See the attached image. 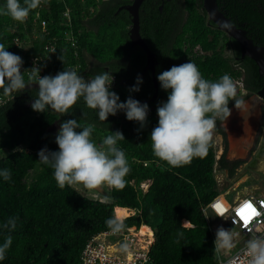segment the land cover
<instances>
[{
	"label": "trees",
	"instance_id": "1",
	"mask_svg": "<svg viewBox=\"0 0 264 264\" xmlns=\"http://www.w3.org/2000/svg\"><path fill=\"white\" fill-rule=\"evenodd\" d=\"M20 2L23 4V0ZM132 2L45 0L41 19L47 21L49 34L43 33L40 21L34 23L38 8L23 23L0 14V43L19 55L23 67H27L32 57L43 54L48 43L58 40L60 48L53 62L42 66L44 76L78 63L77 73L81 75L94 77L111 71L120 81L119 88L112 90L120 102L130 96L144 102L153 98L155 87L152 73L144 72V50L132 47L131 16L125 8ZM217 4L233 25L244 30L256 46L264 47V0H218ZM5 5L6 0H0V9ZM68 10L69 18L65 17ZM140 26L141 36L157 56L156 78L172 66L187 62L194 63L202 76L213 82L228 74L242 82L247 92L230 101L229 107L264 87V75L256 61L244 56L241 45L208 19L204 0H145L140 8ZM67 31L77 36L78 48H61ZM37 33L39 38L28 39ZM16 38L28 39L29 49H20ZM61 55L65 64L59 59ZM137 77L143 81L140 91L130 92ZM158 83V98L145 103L149 112L143 127L129 121L124 112L100 121L98 110L88 108L82 99L66 115L50 109L38 113L31 107L38 85L6 97V103L0 106V150L6 149L8 154L0 158V171L9 170L11 179L0 176V244L11 236L12 245L0 264H82L85 246L95 235L110 230L106 221L116 215L117 207L136 210L123 221L126 227L146 225L154 230L151 264H218L215 235L203 212L223 193L215 173L214 142L204 158H194L181 167H171L155 157L150 136L158 126V105L167 102L169 95ZM238 94L241 96L242 91ZM69 119H76L82 126L95 125L92 139L97 144L117 131L125 137L117 147L125 152L130 172L125 187L111 189L108 201L86 197L74 187L59 188L54 170L39 162L38 153L43 148L59 151L55 127ZM223 121L217 119L214 131L226 139ZM20 147L22 151H17ZM219 165L222 171L230 172V177L234 175L226 155ZM149 181V189L144 192L141 185ZM9 218L16 219L14 230L3 227ZM184 221L191 226L182 227Z\"/></svg>",
	"mask_w": 264,
	"mask_h": 264
},
{
	"label": "clouds",
	"instance_id": "2",
	"mask_svg": "<svg viewBox=\"0 0 264 264\" xmlns=\"http://www.w3.org/2000/svg\"><path fill=\"white\" fill-rule=\"evenodd\" d=\"M41 3L42 0H23V4L20 0H6L0 14L9 15L14 21L23 23ZM59 59L65 64L62 55ZM23 64L19 55L8 51L0 43V94L10 97L38 85L36 98L31 104L38 113L50 109L66 115L82 99L88 108L98 110L100 121H107L109 116H116L118 112H124L129 121L139 122L142 127L147 121V104H141L131 96L126 102H120V97L111 90L114 81L111 71H103L86 80L74 68L66 67L55 76L42 77L38 65L22 72ZM157 78L169 95L167 102L158 105V126L150 136L155 157L171 167H181L190 164L194 158H204L213 140L217 119L227 120L232 115L229 104L236 97L237 82L228 74L216 82L207 80L192 62L174 65ZM142 82L137 77L136 86L129 91L139 92ZM234 102L236 108L242 103L239 100ZM94 127L91 124L82 126L76 119H69L60 125L56 135L59 151H50L46 147L39 151V162L54 170V179L59 188L83 186L89 191H100L104 187L117 190L125 187L130 166L125 152L117 147L118 141L125 140V137L117 131L98 145L92 139ZM0 176L5 180L11 179L7 169L0 171ZM217 205H213L216 210ZM224 213L225 209L217 210L216 215L223 218ZM258 215L260 213L257 212ZM189 223L185 221L182 227ZM106 224L113 234H119L126 227L117 215L109 218ZM3 227L14 230L16 219L9 218ZM249 232L251 238L241 250L242 255L238 254L230 264H237V261L239 264H264V233L259 228L255 231L249 229ZM215 235L214 251L228 254L236 248L239 234L235 228L220 227ZM178 236L183 237V232H179ZM11 245V236L0 244V261L6 258ZM121 251H128L126 243L121 245Z\"/></svg>",
	"mask_w": 264,
	"mask_h": 264
},
{
	"label": "built area",
	"instance_id": "3",
	"mask_svg": "<svg viewBox=\"0 0 264 264\" xmlns=\"http://www.w3.org/2000/svg\"><path fill=\"white\" fill-rule=\"evenodd\" d=\"M45 4V0H42L41 6L38 8V11L36 13V17L34 18V23H37L40 21L42 25V31L44 34H49V31L47 29V21L44 19H41V9L43 8ZM65 17L69 18V10L65 13ZM30 19V15L25 20L28 22ZM24 21V22H25ZM39 34H33L28 36V39H37L39 38ZM21 40L20 38H16L15 42L16 45L20 49H24L27 51L29 47L31 46V42L29 40ZM58 41V40H57ZM50 42L48 43L45 48L44 52L41 55L32 57L27 67L22 68V72L31 69L35 65H38L41 69L42 66L45 64H51L54 60V55L58 53L59 51V43ZM63 44L64 46H61L62 49L64 47L70 46L73 48H78L79 46V40L77 36L71 32L67 31L65 32L63 36ZM78 55V53H76ZM68 68H74L77 72L80 69V64H76L74 66H67ZM64 71V70H63ZM61 71L54 72L53 74H49L47 76H55L57 73ZM79 74V73H78ZM81 75V74H79ZM41 76L44 75L41 73ZM46 76V75H45ZM86 80L93 78V76L90 75H81ZM26 77V76H25ZM114 81L111 87V90H115L119 88L120 81L119 78H117L115 75H113ZM241 83V91L242 96L245 93L247 94L246 90L243 89L242 82ZM7 101V98L4 97L2 94H0V106L5 104ZM215 132V131H214ZM216 133V132H215ZM219 136L218 133H216V137ZM220 143V148L217 149L215 146H218L217 142L213 139L214 142V149L216 153V168L215 173L217 174V169L220 167L219 162L223 157L224 148L222 147V142L220 139H218ZM147 165V163H145ZM151 183H143L141 185V188L144 190V185H148L147 190L144 192H147L149 189ZM251 202V204L255 207L256 211L260 213L258 216H253L251 221L245 225L243 220L237 215V212L243 207L245 203ZM220 204L225 209V213L223 218L217 217L216 212L217 210L214 209L213 205ZM203 212L206 214L208 212H211L214 217L225 220L228 222V224L236 229V232L244 239V242L240 244L230 255L220 257L218 253V264H230V261H232L238 254H241V250L245 247V244L248 239L251 238V233L249 232V229H252L255 231L256 228H259L261 230V233H264V197H257L254 195L244 196L242 198H239L236 200L233 204H229L225 199L224 195H220L214 200H212L207 206L203 208ZM125 220V219H124ZM123 220V221H124ZM233 221H235V225L233 224ZM143 226V225H142ZM126 227L122 232L119 234H113L111 230L101 232L97 235H95L85 246L84 250L81 254L82 264H151V257L150 253L152 250V247L155 243V232L152 228V235H143L142 234V228L143 227ZM191 225L188 224L185 227H190ZM257 233V234H261ZM128 245V251L124 252L121 251V245L122 244ZM237 264H239V261H237Z\"/></svg>",
	"mask_w": 264,
	"mask_h": 264
},
{
	"label": "water",
	"instance_id": "4",
	"mask_svg": "<svg viewBox=\"0 0 264 264\" xmlns=\"http://www.w3.org/2000/svg\"><path fill=\"white\" fill-rule=\"evenodd\" d=\"M144 1L134 0L130 6L125 7L131 16L132 27L130 29V37L132 47L138 46L144 50L147 56V65L144 72L150 71L152 73L155 87L153 98L140 102L141 104L156 101L159 93V83L155 74L158 64L157 56L149 48L140 32V8ZM217 1L204 0V8L209 20L220 31L235 39L241 45L243 55H249L255 60L261 74L264 75V47L256 46L244 30L233 25L219 10ZM241 101L240 107L236 108L235 104L230 107L232 115L222 123L228 142L226 159L229 161H247L245 172L252 171L251 174L256 173L264 176V130L261 131L262 127L264 129V87L259 92ZM257 141H259L258 145ZM98 192L103 193V189Z\"/></svg>",
	"mask_w": 264,
	"mask_h": 264
},
{
	"label": "rangeland",
	"instance_id": "5",
	"mask_svg": "<svg viewBox=\"0 0 264 264\" xmlns=\"http://www.w3.org/2000/svg\"><path fill=\"white\" fill-rule=\"evenodd\" d=\"M230 54H231V52L227 51V55H230ZM241 87H242L241 83H237V94H236V97L234 99H240L241 98L240 94H238V92L240 91ZM55 130L57 132H59L60 127L56 126ZM213 139L217 142V144L220 143V142H218L219 141L218 140L219 137L218 136L216 137V133L215 132L213 133ZM219 145L220 144H218V146H215V148L219 149L220 148ZM20 149H23V147L22 148L20 147ZM7 154H8V152H7L6 149L0 150V158L6 156ZM245 174H246V172L243 171V172L238 173V175H236L235 177H229L227 175V173H225L224 171H222L220 169V167L217 169L216 177H217V180L219 182V187L222 188V185H225L223 193H228V194H226V197L228 198L229 201H233L234 198H236V196L239 193H244L247 189L254 188L256 186H257V188L259 187L260 193H262L264 195V182H262L260 180L259 181H256V180H248V181H246L247 179L243 178V176H245ZM149 183H150V181H149ZM74 188L77 189L78 192H80L82 195H84L86 197H89V198H92V199H98V200H101V201H108L109 200L108 199V193H110V191L112 189V188L104 187L103 188V193H100V192H98L96 190H92V191L86 190V189L83 188V186H76ZM147 188H148V185H144V190L145 191L147 190ZM234 188H236V190ZM253 191H255V190H253ZM255 193H258V190H256ZM130 214L131 213L129 211L128 215L130 216ZM206 217H207V220L209 221V223L211 225V228L213 229L214 235L216 234L217 229L220 228V227H223L225 229H233L228 224L227 221H225V220L222 221V220L217 219L216 217H214V215L211 212L206 213ZM235 231H236V229H235ZM215 238H216V235H215ZM239 238L240 237H238L236 248L240 244L243 243V242L242 243L240 242L241 240ZM236 248H234L232 251H234ZM224 255H225L224 252H219V256L220 257H223Z\"/></svg>",
	"mask_w": 264,
	"mask_h": 264
},
{
	"label": "crops",
	"instance_id": "6",
	"mask_svg": "<svg viewBox=\"0 0 264 264\" xmlns=\"http://www.w3.org/2000/svg\"><path fill=\"white\" fill-rule=\"evenodd\" d=\"M227 172V171H226ZM225 172V173H226ZM240 172H242V169H240L239 170V172L238 173H240ZM238 173L236 174V175H238ZM247 174H245V176H243V178H245V179H247L246 181H248V180H256V181H262V182H264V176H262V175H257V174H250V173H248V172H246ZM235 175V176H236ZM245 181V182H246ZM219 183V182H218ZM243 184V183H242ZM220 188V190H221V192H223V190H224V188H225V185H222V188L221 187H219ZM237 188V187H236ZM236 188H234L235 190H236ZM253 190H255V191H253ZM256 190H258V193H255L256 192ZM227 191V190H226ZM245 193V194H244ZM244 193H239L237 196H236V198H234V200L233 201H229L228 200V198L226 197V194H228V193H222V195H224V199L229 203V204H233L236 200H238L239 198H242V197H244V196H249V195H254V196H257V197H264V195L262 194V193H260V190H259V187L257 188V186L256 187H254V188H250V189H247ZM118 208H120V209H127V210H131L130 211V216H133V215H135L136 214V210H132V209H129V208H121V207H117L116 209H115V212H116V210L118 209ZM133 213V214H132ZM129 216V217H130ZM126 219V218H125ZM218 219V218H217ZM124 220V219H123ZM220 220V219H219ZM223 221V220H222ZM185 222V221H184ZM190 224V223H189ZM146 225H143L142 227H145ZM146 227H149V226H146ZM151 228V227H150ZM213 230V229H212ZM240 238V242L242 243V242H244V239L241 237V236H239ZM233 252V251H232ZM231 252V253H232ZM231 253H228V254H225L224 256H228V255H230Z\"/></svg>",
	"mask_w": 264,
	"mask_h": 264
},
{
	"label": "flooded vegetation",
	"instance_id": "7",
	"mask_svg": "<svg viewBox=\"0 0 264 264\" xmlns=\"http://www.w3.org/2000/svg\"><path fill=\"white\" fill-rule=\"evenodd\" d=\"M121 1V0H120ZM134 2V0H132ZM161 2H164L166 0H159ZM132 2V3H133ZM143 5V3H142ZM141 5V6H142ZM219 8V7H218ZM209 19V18H208ZM132 27V24L129 26V30L131 29ZM138 47V46H137ZM199 50V47L196 49V51ZM264 130L263 127L261 129V131ZM217 133V132H216ZM219 136L222 135V137L220 136V141L222 142V147L224 148V152H223V155H226L227 154V151H228V142H227V138L225 139L224 135L223 134H220L218 133ZM259 144V141H257V145ZM254 158V157H253ZM229 161V160H228ZM230 162V165H231V170L234 171V175L231 176V177H235V175L239 172L240 169H242V172L245 171L247 169V161H243V160H233V161H229ZM252 171L248 172L251 174ZM227 175L230 177V172L227 171L226 172ZM253 174H256V173H253ZM259 175V174H257Z\"/></svg>",
	"mask_w": 264,
	"mask_h": 264
},
{
	"label": "snow or ice",
	"instance_id": "8",
	"mask_svg": "<svg viewBox=\"0 0 264 264\" xmlns=\"http://www.w3.org/2000/svg\"><path fill=\"white\" fill-rule=\"evenodd\" d=\"M217 210L224 211V208L222 205L218 204ZM256 214L257 211L251 202L245 203L243 207L237 212V215L243 220L245 225H247Z\"/></svg>",
	"mask_w": 264,
	"mask_h": 264
},
{
	"label": "bare ground",
	"instance_id": "9",
	"mask_svg": "<svg viewBox=\"0 0 264 264\" xmlns=\"http://www.w3.org/2000/svg\"><path fill=\"white\" fill-rule=\"evenodd\" d=\"M130 211H131V210H130ZM115 214H116L117 216H119V217L123 220V219L129 217V215H128V214H129V210L118 208V209L116 210ZM142 234H143V235H146V234H148V235H152V229H150V227H146V226H145V227L142 228Z\"/></svg>",
	"mask_w": 264,
	"mask_h": 264
}]
</instances>
